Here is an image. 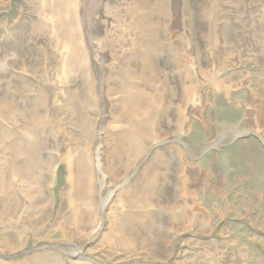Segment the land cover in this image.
<instances>
[{
	"label": "rangeland",
	"instance_id": "374dc122",
	"mask_svg": "<svg viewBox=\"0 0 264 264\" xmlns=\"http://www.w3.org/2000/svg\"><path fill=\"white\" fill-rule=\"evenodd\" d=\"M163 2L169 9L168 37L181 41L185 36L177 47L189 54L180 59L191 70L195 89L188 107L195 108L182 126L168 128L176 111L161 105L156 140L142 145L127 139L130 156L117 162L111 147L113 129H120L112 112L118 95L114 98L112 90L118 93L115 74L134 54L123 41L132 29L128 24L131 32H124L126 15H121L155 13ZM204 3L0 0V198L5 208L0 225L9 236L22 234L1 248L0 260L264 264V143L253 113L254 100L264 101V4L206 0L207 11ZM198 11L214 12L209 39L203 34L206 24L195 33L188 27ZM68 22L72 35L64 39ZM27 36L35 42L34 53L24 45ZM251 48L252 61L245 58ZM156 54L150 58L163 84L152 74L153 85L162 84L169 106H178L181 79L177 76L174 92L170 72ZM173 120L179 119L174 115ZM83 176L89 193L84 199L78 190ZM150 181L157 182L146 187ZM42 182L45 189L37 192ZM28 188L35 194L29 196ZM126 194L124 209L114 207ZM86 214L92 215L90 226H75L74 218ZM123 221L141 228L135 240L126 238L132 226L122 228Z\"/></svg>",
	"mask_w": 264,
	"mask_h": 264
},
{
	"label": "bare ground",
	"instance_id": "6f19581e",
	"mask_svg": "<svg viewBox=\"0 0 264 264\" xmlns=\"http://www.w3.org/2000/svg\"><path fill=\"white\" fill-rule=\"evenodd\" d=\"M135 1L140 3L146 0H135ZM259 2L264 4V0H259ZM165 4L166 2L159 4L156 8V10L158 11H156L155 13H150V12L144 13V11H141V13L143 14H139V13H132V11H124L121 15V16L126 15L124 22L126 24L127 29L124 32H127V31L131 32V29H132V33L125 35L123 37V41L124 43L126 41L129 42L128 46H130L133 49L134 54L133 56H129L130 59L126 63L127 65L125 67H121L115 74L114 79L117 82L118 93L115 92L116 89H114L115 91L112 90V92L114 93V98L118 95V98H116V101L118 100L117 102L118 105L116 108L112 110V112L113 114L117 116V117L115 116L114 118L116 120V125H118L120 129H113V137L115 138V141L113 143L115 144H113L112 145L113 147H111V152L114 153L115 155L114 159L117 162L123 161L122 156L125 154L130 156L131 148H130V144L127 141V139L133 140L134 143L140 142L142 145L145 144L146 142L150 143L156 140V137H157L156 134H158L157 130L162 129V127L160 126L161 123L159 122L160 119L162 120L161 116H163L162 114H160L162 112L161 105L165 104L167 109L170 108L173 112L176 111L174 115L179 119V120H173V117H174L173 115L171 120L166 123L168 128H172L171 126L177 123H179L180 126H182L183 122L187 121V119L189 118L188 115L191 114V112L193 111V108H195V105L191 106L190 107L191 109L188 107L189 102H190V100L188 99V95L191 91L195 89L192 86L194 82L192 81V78L190 75L191 70L187 66V63L180 59L185 56L189 57V54L183 46L177 47V43H181L182 45L185 42V36L184 34L181 35L180 37L181 41H177L176 35H172L171 37H168L167 33L164 30L165 29L164 21H167V13L169 9H168V6H165ZM207 6L208 5L205 0L203 8L207 10ZM262 8L264 10V5L262 6ZM207 11H210V10H207ZM200 13L202 14V11H198L196 15H193V19L190 20L188 27L192 26L193 28H195V30L191 28V30H193L195 33L199 31V27H201L203 23L206 24L208 26V29L203 30V34L207 36V38L209 39V37H211V35L213 34L212 33L213 29L211 28V25H212L211 16L213 15L214 12L207 13L206 15L202 14L203 18H205L204 20L201 19ZM53 18L57 19L56 16H53ZM183 21H185V19ZM128 24H130L131 29L128 26ZM230 27H232L231 23H230ZM62 28H63V32L66 33L64 34V37H65L64 39L71 38V35H72L71 34V23L70 22H68V24L65 23L64 27ZM33 43L35 42L33 40L30 41L29 36H27V38L24 41V45L28 46L34 53L35 45ZM153 49H157L158 54L154 53ZM43 50H46V48H44ZM261 50L262 49H260L259 51ZM43 53L45 55L47 54L46 51H43ZM253 53H254V49L251 48V54L249 56H246L245 58L250 59L252 61ZM24 54L25 53H23V55ZM154 54L158 56V60L160 61L162 68L170 72L169 79H170V82H172L171 85L174 88V92H176L177 76H179L181 79V84H180L179 89L181 90L180 98L182 102L178 106L176 104H173L174 103L173 99H170V101L173 104V107L171 108L169 106L170 104L168 103L169 98L166 97V93L163 89L164 86L162 85L163 83L161 82L163 79L162 80L160 79L161 72H158L154 66L155 63L153 64V61H154L153 59L155 57L153 58L152 56ZM26 56L27 55L25 54L24 57ZM150 57H152L153 59ZM260 58L263 59V56L260 55ZM28 62H29V58L25 59V63H28ZM36 66H37L36 64H34L33 66L29 65V67L32 69H34ZM211 66L214 69L216 68L214 63H211ZM152 74L159 81V83H162L161 85H159V87L158 85L157 86L153 85L154 77L152 76ZM254 102L256 103V106L253 107L254 123L256 121V125H255L256 128H258L259 126L261 128V130L258 129L259 130L258 133L261 134L262 138H260V140L262 139L264 143V110H263L264 101H262L261 98H257L256 100H254ZM201 103H203L202 99L199 101V104ZM178 107H182L181 110H179L180 108L178 109ZM200 109L204 110V104L200 105ZM117 113L119 114V117ZM200 114H198V118H200L203 121L204 120V118L202 119L203 115L202 113ZM40 117H42V115H40ZM37 118L38 117L36 116L31 117L34 123H37L36 122ZM21 163L23 162L21 161ZM1 169L3 168L0 167V170ZM5 170L7 171L8 169H5ZM148 170L150 172L152 171L150 167ZM70 174H68V179H69ZM154 182L155 181H152V182L150 181V185L147 184L146 187L150 188L151 185L154 186ZM45 184L46 182H42V185H40L37 188V192L44 191ZM78 190L80 192V198L84 199L88 197V194H89L88 193V183L84 176L80 177V184H79ZM27 191H28L27 194L29 196H31L34 193L31 190V188H28ZM3 193L4 191L0 192V194H3ZM36 199L39 200V193H37ZM121 199H122L120 200L121 203H119V201L118 203L116 202L114 207L118 209H124V204L129 203L127 194L122 195ZM1 202L2 200L0 198V214L4 216L5 208L2 206L3 203ZM84 216L88 217L89 219L86 220ZM84 216L82 215L81 218L75 217L73 221L74 225L78 226L79 224L81 226H86V225L90 226L89 223H90V220L92 219V215L86 214ZM125 222L126 221H123L122 228L123 227L125 228L128 225H131L130 222L127 224H124ZM131 226H132L131 228H126L129 233L128 236H126V238H129V239L132 238L133 240H135L138 236L137 233L141 230V228H139L135 224H132ZM41 229H42V225H41ZM38 230L39 228H37L36 230H32V231H38ZM21 235H19L18 233H14V234H11V236H9V234H6L5 224L4 223L1 224L0 225V250L1 248L2 250L6 249V247L10 243L9 241L11 242L19 241ZM125 235L126 234H124V236ZM121 238L123 237L120 236V239ZM107 239L108 237L105 236L104 240H107ZM0 264H9V263H6L5 261L0 260ZM33 264H36V261H34ZM46 264H49V262H47Z\"/></svg>",
	"mask_w": 264,
	"mask_h": 264
}]
</instances>
